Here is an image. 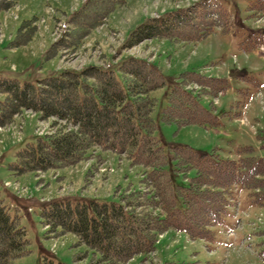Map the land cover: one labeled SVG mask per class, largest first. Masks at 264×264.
<instances>
[{
  "label": "trees",
  "instance_id": "obj_1",
  "mask_svg": "<svg viewBox=\"0 0 264 264\" xmlns=\"http://www.w3.org/2000/svg\"><path fill=\"white\" fill-rule=\"evenodd\" d=\"M18 1L0 0V12ZM126 2L86 0L69 18L73 24L70 36L64 35L48 51L56 53L63 42L69 49L76 48L83 36ZM208 2L202 0L157 18L147 17L130 31L125 45L149 38L165 39L171 44L196 43L216 29L228 33V27L215 18L221 15L227 19L228 15L219 8L208 13ZM256 2L259 4L255 7L264 8V0ZM36 19L24 20L10 43L31 42L37 30L32 25ZM119 67L122 80L112 70L94 65L82 72L62 70L36 83L0 78V127L11 123L24 108L78 127L37 137L23 145L16 151L12 165L17 174L76 165L87 160L89 150L96 146L126 154L132 165L149 169L143 173V182L150 192H123L117 203L91 199L72 204L70 200H55L42 209L45 225L53 230L60 228L61 233H73L92 250L90 264H126L137 255L149 254L156 249L158 234L168 229L183 231L192 239L214 241L216 227L229 214L236 185L251 190L255 203H264V157H255L252 147L241 148V157L234 160L223 158L218 152L195 151L176 144L171 146L174 154L167 155L165 144L154 134L152 113L156 98L151 96L153 90L165 86V75L143 59L125 58ZM178 80L171 89L162 120L179 128L219 125L213 104L206 107L202 97L217 96L226 90L225 78L205 76L192 69L183 71ZM259 139L264 149V134ZM28 253L26 229L18 215L10 214L0 196V264H19L15 260ZM41 264L64 263L44 257Z\"/></svg>",
  "mask_w": 264,
  "mask_h": 264
},
{
  "label": "rangeland",
  "instance_id": "obj_2",
  "mask_svg": "<svg viewBox=\"0 0 264 264\" xmlns=\"http://www.w3.org/2000/svg\"><path fill=\"white\" fill-rule=\"evenodd\" d=\"M85 1L19 0L1 11L0 78L36 83L62 70L82 72L94 65L112 70L122 80L119 66L123 59H145L159 67L166 78L165 86L153 90L151 96L156 98L152 113L156 123L154 134L165 144L167 155L174 154L171 147L174 144L189 146L195 151L218 152L221 156L229 153L235 156L239 149L252 147L254 156L264 155L258 138L259 133L264 134V51L261 50L264 8L255 7L259 3H254L255 0H209V7L205 6L208 13L219 8L226 17L228 15L226 20L221 15L215 18L228 27L229 33L216 29L197 43L174 45L168 40L149 38L125 45L130 31L147 17L157 18L202 1L127 0L101 25L83 36L76 48L69 49L63 42L57 46L56 53L48 51L64 35L70 36L73 24L69 18ZM32 18H37L32 24L37 30L31 42L11 44L20 24ZM192 69L206 76L225 78L229 85L218 98L202 97L207 107L210 101L215 105L219 100L216 105L219 125L205 128L191 124L179 128L162 120L174 82L183 71ZM77 129L67 120L42 117L30 108L22 109L14 123L0 127V196L10 214L19 216L29 240V253L17 258L16 263L41 264L44 257L64 264H90L92 261V250L80 243L76 235L61 233L60 228L53 230L44 224L42 209L51 202L70 200L74 204L78 200L97 199L117 203L123 192L151 190L143 182V173L149 169L132 165L126 154L118 155L98 146L89 150L87 160L76 165L39 174L14 172L16 151L25 143L35 141L36 131L55 135ZM2 130L12 131L16 136L24 135L23 139L17 141ZM7 181L11 185H7ZM247 196L241 194L239 208L234 207L230 217L217 230L215 242L192 240L184 233L168 230L156 250L137 255L126 264H264V206H251ZM230 231L233 234L228 235Z\"/></svg>",
  "mask_w": 264,
  "mask_h": 264
},
{
  "label": "built area",
  "instance_id": "obj_3",
  "mask_svg": "<svg viewBox=\"0 0 264 264\" xmlns=\"http://www.w3.org/2000/svg\"><path fill=\"white\" fill-rule=\"evenodd\" d=\"M41 132H44V130H43V131H41Z\"/></svg>",
  "mask_w": 264,
  "mask_h": 264
}]
</instances>
